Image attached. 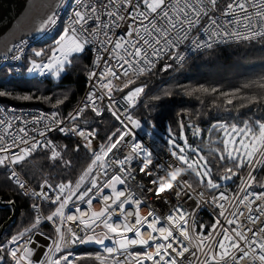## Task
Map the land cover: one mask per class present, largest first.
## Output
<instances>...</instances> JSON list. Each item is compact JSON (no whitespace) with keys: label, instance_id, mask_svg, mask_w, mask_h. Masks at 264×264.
<instances>
[{"label":"snow or ice","instance_id":"snow-or-ice-1","mask_svg":"<svg viewBox=\"0 0 264 264\" xmlns=\"http://www.w3.org/2000/svg\"><path fill=\"white\" fill-rule=\"evenodd\" d=\"M219 2L220 0H95V2L83 3L82 0L81 6L84 10L75 11L74 18L71 19L69 26L65 28L59 40L56 41V47L51 50L47 62L31 59V67L28 68V71L30 73L39 71L43 74L44 71L47 70L53 76L60 77L61 74L72 65L73 61L71 57L73 54L83 53L85 51V45L91 43L88 37H97L101 33L104 36V40L101 43L104 45L105 51L123 49L126 54L118 57V59L123 62L120 64V67L123 69L124 76L129 75V69L137 76L151 71L152 67L155 65L147 58L148 49L152 50L151 55L158 57L163 51L171 50V48L187 40L189 33L194 29L199 28L209 33V40L207 42L199 40L192 41L196 49H211L213 47V43L211 42L213 37L217 38V42L222 41L225 43H227L229 39H234L236 42H250L264 38V0H229L222 10L218 7ZM109 6H111V10ZM141 8H143V10H141ZM217 13L219 14L217 15ZM104 15L109 18L107 22L101 18ZM228 17H231V19H228ZM90 20L93 21L95 26L89 25ZM127 21H131V23H128V31L126 32V36L129 39L125 40L124 37H121L117 40H112L109 35L112 28L120 27L123 22ZM145 21H147V23H145ZM202 21H206V24H202ZM55 23V13H53L42 22L40 30H44L49 24L54 25ZM228 25H233L234 27L229 29ZM240 28H242L243 31L239 30ZM105 29L108 31H104ZM85 33H87V36H84V39L81 40V36ZM161 41H163V45H161ZM108 44L113 45L111 50L107 48ZM125 45H127V47ZM13 47L18 50L19 54L13 56L12 59L20 60L24 51L23 47L19 44ZM129 48H131V50H129ZM9 51H12V48H10ZM44 55V50L34 51L35 57H42ZM141 57L143 58L144 66H141V60L137 59ZM100 59L101 57L97 55L96 62L98 63ZM180 59L183 60L184 57L181 56ZM124 65L128 67L125 68ZM166 67H171V65H167ZM105 72L116 80L120 79V76L117 75L112 67H107ZM88 75L89 78H91L96 76V73L89 72ZM133 83H135L134 80L128 79L123 83V87L118 88V90L123 91V88H127L129 84ZM111 85V80H109L107 84L102 85L108 89L109 94L112 91ZM145 87L146 85L136 87L128 92L124 100L127 101L129 107L134 106L138 97L144 92ZM258 87L264 89V83H260ZM212 91L215 92L216 89H212ZM6 95H11V93L0 91V96ZM18 98L29 100L33 97L31 95H25ZM66 99L67 95L62 99H57L54 107L63 104ZM99 99H103V97H99ZM155 99H159V97H155ZM247 99L249 103L258 104L264 100V97L252 96ZM88 100L91 102L92 111L95 112L97 116L101 115L102 111L95 105L93 94H89ZM232 102L231 99L227 101L228 104ZM114 103L115 101H112V104ZM86 107H89V105L86 104L80 107L76 110L74 115L70 113L69 118L75 121L82 115ZM109 110H112L111 104L109 105ZM124 111L127 112V109ZM112 114L117 120H120V115H118L115 110H112ZM122 114L123 113H121V115ZM57 115L58 114L55 112L52 113V122L58 126L62 124L63 121L56 119ZM127 121L128 124H125L123 120H120V123L123 125V130L117 129L116 132L108 137L109 143L107 146H100V152L94 153L95 158L75 185L76 190L80 189L85 180L89 176H92L91 187H87L77 196L79 200H84L85 197H88L86 203L89 206H91L92 200L95 199L96 196L102 195L105 188L111 189V204L107 203L109 196H103L105 207L99 212H93V219L91 221V224H95L96 221H99L103 224V227L107 229V233L104 234L103 238L88 234L87 232L81 237L69 227L67 229L68 236H66L65 233L61 231V226L57 225L55 231L58 233L59 238L57 241H54L55 246L54 248H50L49 252L53 254L60 253L62 249L69 244L74 245L77 243H96L103 246L105 239H113V236L108 235V233H111L114 234V236H119L120 239L114 240V243L118 246L117 248L104 247V251L109 256H112V254L118 250L127 251V249L133 245L151 246V242L155 245L154 251L135 254L128 253V256L133 257L134 264H144V261H152L153 264H181V260L185 257V253L196 256V252H191V248L183 244L178 237L174 235V232L178 230L179 235L183 237L185 241H188L189 244L192 243L193 237L189 233L188 220L186 219L184 211L179 207L175 208L174 212L166 217L170 227H157V225L160 224V217L154 216L153 212H149L148 216L141 217L139 214V205L143 201L134 199L131 194L125 196V191L117 190L116 185L125 184L124 176L131 177L132 179L136 178L131 166L138 162L140 165L139 173L145 177H150L148 183L154 186L148 188L147 191L160 196L165 192L175 190V195L179 197L182 194H187L185 188L189 190L192 189V185L183 180V176L189 169L195 172L201 184L205 183L204 177H209L211 171V169L207 167L208 161L203 156L198 157L199 160L204 161L203 165H198L197 161H190L185 154V148L176 144L173 140L170 141V143L175 150L171 152V156L174 158V161H178L179 163L161 164L159 157L155 156L151 148L144 143H127L125 138L133 136L131 128L141 127L140 121L133 119L131 115L127 116ZM129 124L131 128H129ZM0 125H4L5 128L11 127V124H6L4 120H0ZM228 127L231 128L232 133H235V136H239L241 139L237 141L235 137H233L232 140H225L223 152H220L219 149H215V151L219 153V159L221 161L227 158L235 162L237 169L245 166L249 167L251 169L249 178L254 182L255 176L252 175V172L255 171L254 165H264V120H245L242 126L236 124L230 126L220 125V128L225 129V131H227ZM48 130L50 131L52 129L49 128ZM59 131L65 132L66 129L60 127ZM67 131L75 132L77 135L84 138L87 142V147H90L92 144V140L89 139V137L95 138L94 130L86 132L85 130H78V126H74L71 129H67ZM20 132H24V129H20ZM27 135L28 134L24 132L23 137H15L13 143L16 147H19V145L15 144V140H19L20 143L27 145L26 147L19 148L18 153L7 155L10 151L9 147H0V152L6 153L0 156V165H5L6 162L11 165L22 164L27 158L31 157L38 148L46 147L51 148L49 159L55 161L57 158H61V153L52 145V141L49 140L44 144L40 141H35L33 138V142L29 143V140L25 139ZM40 135L45 136V132L41 131ZM245 138H247V142H245ZM3 141L4 136L0 135V144H2ZM185 143L187 142L185 141ZM235 143H239L243 151H241V148L229 150V144ZM119 145H127L129 147L127 155L122 159L113 161L119 167L120 173L123 175L114 174L101 186L97 183L96 176L92 175L93 171L97 167L98 162L99 168H105L104 161L108 157V154L112 153L113 149H117ZM78 148L79 146H77V150ZM234 153L237 154L234 155ZM257 156L260 158L257 159ZM65 163L70 164V161H65ZM224 171L226 175L222 177L223 179H231L232 176L237 175V172L231 167L225 168ZM229 173L231 175H228ZM104 174L107 175V172L105 171ZM7 179L14 180L21 189L25 188V184L18 179L17 173L14 170ZM206 184L208 188L212 189L220 187L219 184L214 183L211 178L207 179ZM45 186L52 188V185L45 180L44 184L41 185L42 191L35 193V195H43L45 198H48L47 193L43 192ZM56 187L59 189L60 194H64L66 191L70 194L65 196L63 200H61L60 195L56 196V199L52 202L56 203L59 201V207L51 215L47 216L46 219L53 221L54 217H60L62 224L64 222V209L72 199V196L76 195V191L73 190L71 182L67 184L60 183ZM261 187H264V185H261ZM93 189H97V191L89 197V193H91ZM53 191H55V189H53ZM198 195L203 197L204 194L201 192ZM252 195L255 196V200H249V196L245 195L242 199H238V205L236 206L237 210L229 213L233 219H227L226 223L229 226L236 224V228L229 229V227H225L220 223V220L217 219L216 223L212 225V231L209 232L207 236H204L203 233L197 235L199 244L195 245V247L197 251H203L204 241L212 238L213 233H216L217 226L220 227V232L216 234L220 235L222 238L213 241L217 245L215 249L209 246V252L206 254L207 258L202 264H264V227H259L256 230H253L252 227H248L247 230L244 231L239 225V217L244 216V212L239 210V205L245 204V201L248 202L247 211L249 215L247 219L251 224L257 225L258 222H262V217H264V205H258L255 209L250 205L255 204L256 200L264 201V192L258 195L253 193ZM121 197L125 198L122 200ZM219 200L226 201L228 197L223 192H221L218 197H212L214 203ZM9 203L13 202L10 201ZM126 204L136 205L134 213L128 214H134L135 223H128L127 215H125L123 228L115 223H110L109 221L112 219V212L110 209H112V206L116 205L123 213L125 212ZM218 206L222 209L220 216H224L227 210L224 209L223 204H219ZM33 208H37V206L33 205ZM76 211L80 212V209L77 208ZM253 211L258 212L259 215H251ZM188 215L191 214L189 213ZM149 217H153L151 222H149ZM68 219L71 220L73 217H68ZM77 219H79L80 224L85 225V228H91V224L88 221L79 217ZM40 222L41 217L36 216L30 227L25 228L16 236H13L9 241L10 245H17V247L0 245V253L7 250L14 264H33V261L30 259L32 254L31 249L27 247L21 248L19 242L24 239L26 233L31 232ZM145 224L150 230L147 238H144V234L141 231ZM203 227L204 226L201 225V228ZM92 231L94 232L95 230L92 229ZM128 232H134L136 238L131 239L125 235V233ZM153 233H159V236L153 235ZM248 233H251V235H248ZM69 236L70 239L68 238ZM157 240L162 242L156 243ZM174 244L179 245V250L173 246ZM71 255L72 253L69 252L55 259L49 256L47 260L40 261L39 264H78V261L83 259H95L99 261L100 264H106L107 260V257L99 253L95 256L89 254L87 257H78L75 260L69 258ZM2 258L3 257L0 256V259ZM197 259H199V257H197ZM113 262L114 264H125L123 261L116 260L115 257H113ZM189 264H192V262L189 261Z\"/></svg>","mask_w":264,"mask_h":264},{"label":"built area","instance_id":"built-area-1","mask_svg":"<svg viewBox=\"0 0 264 264\" xmlns=\"http://www.w3.org/2000/svg\"><path fill=\"white\" fill-rule=\"evenodd\" d=\"M90 2H95V0H83V3ZM228 2L229 0H220L218 7L222 10ZM81 3L82 0H61L60 4L54 12L56 23L54 25L49 24L44 30H42V34L38 32L34 35L24 37L19 41L15 42L14 45L19 44L24 49L22 58L20 60L12 59L13 56L19 54L18 50L13 47L11 52L0 55V68L9 66L15 74L22 75L25 77H38L41 79L48 77L47 70H45L43 74H41L39 71L31 73L28 71V68L31 67L30 62H26L29 50L36 43L44 42L47 39L53 37L56 33L59 32L60 28H63L65 30V28L69 26L71 19L74 18L75 11L84 10L81 6ZM109 7L111 10V6ZM141 10H143V8H141ZM218 14L219 13H217V15ZM101 18L105 22L109 20L106 15L102 16ZM228 19H231V17H228ZM128 23H131V21L123 22L120 27L112 28V30L109 32V35L111 36L112 40H117L121 37H124L125 40L129 39L126 36V32L128 31ZM145 23H147V21H145ZM202 24H206V21H202ZM89 25L95 26L92 20L89 21ZM233 27V25H228L229 29H232ZM239 30L243 31L242 28H240ZM104 31L108 30L105 29ZM84 36H87V33L81 36V40L84 39ZM88 39L91 41V43L85 45V51H87V53L89 54V63L84 71L86 86L80 99L78 100L73 109L64 112L57 107L44 108L41 106L21 105L12 102H3L0 100V110H2L0 111V120H4L6 124H11V127L9 128H5L4 125H0V135L4 136V141L2 144H0V147H9L10 151L7 153V155L18 153L19 148L27 146L20 143L19 140H15V144L19 145V147H16L13 143L15 137H23L24 132L28 134L25 139H28L29 143L33 142V138L35 141H40L41 143H44L50 140L53 135H60L62 137H70L76 139L80 143V145L92 155H94V153H98L102 144L97 138L96 134L95 138L89 137V139L92 140V144L90 147H87V142L84 138L80 137L75 132L67 131V129H71L74 126H78V130H85L86 132L91 131L86 126L78 122L77 119L73 121L69 118L70 113L74 115L77 109L83 107L86 104L89 105V107H86L83 113H85L88 109H92L91 102L88 100V96L90 93L93 94L95 105L99 109H101L102 112L107 111L115 119L118 124V129L123 130V125L120 123V120H123L125 124H128L127 116L131 115L132 111L134 110L137 104L138 99L135 102L134 106L129 107L127 101L124 100V97L128 94L129 91L133 90L136 87H141V85L131 86V84H129L127 88H123V91L118 90V88L123 87V83L126 82L128 79L136 81L141 75L137 76L131 69H129L128 76L123 75V69L120 67V64L123 62L120 61L118 57L120 55L126 54L124 53L123 49H117L115 51H105L104 45L101 43L104 40V36L102 33L97 37L89 36ZM193 40L207 42L209 40V33H206L200 30L199 28L194 29L189 33L187 40H184L183 42L179 43L176 47L171 48V50L163 51L158 57L151 55L152 50L148 49L147 58L151 60L152 63L156 66L163 59V57L171 53L175 62L181 64L185 62L189 57H191L194 53L207 49H196L195 45L192 43ZM211 42L213 43V46L225 44V42L222 41L217 42V38L215 37H213ZM230 42H235V40L229 39L227 43ZM161 45H163V41H161ZM125 46L127 47V45ZM107 48L111 50L113 48V45L108 44ZM129 50H131V48H129ZM97 55L101 57L98 63L96 62ZM181 56L184 57L183 60L180 59ZM47 58L48 56L39 57L36 60L47 62ZM137 59H140L141 66H144L143 58L141 57ZM107 67H112L113 70L116 71L117 75L120 76V79L116 80L111 75L107 74L105 72V69ZM124 67L127 68L128 66L124 65ZM89 72H95L96 76L89 78ZM109 80L112 81V91L110 94L108 92V89L102 86L104 84H107ZM99 97H103V99H99ZM112 101H115V103L112 104ZM110 104L112 105V110H115L117 114L120 115V120H117L116 117L113 116L112 110H109ZM125 109H127V112L124 111ZM53 112L58 114L56 119L63 121L62 124L57 126L52 122ZM121 113L123 114L121 115ZM132 117L133 119L140 121L141 127L131 128V125H128L133 133L132 137L125 138L128 144L132 142L144 143L146 146L151 148L155 156L159 157V161L161 164L166 165L168 163L173 162L179 163L178 161H174V158L171 156V152L175 150L173 149V145H169L165 141H162L157 136L153 135L141 119L135 116ZM60 127L65 128L66 131H59ZM22 128L24 129V132H20V129ZM49 128H51L52 130L49 131ZM41 131L45 132V136L40 135ZM128 152L129 147L127 145H119L117 149H113V152L108 154V157L104 161L105 168H99L98 162V165L94 169L92 175L96 176L97 183L99 185L102 186L112 175L121 174L119 167L113 161L116 159H122L125 155L128 154ZM5 154L6 153L0 152V156ZM185 154L189 158L188 151H185ZM259 158L260 157L257 156V159ZM6 165L8 176H10L11 172L14 170L17 173L18 179L25 184V188L21 189L14 180H11V182L17 187V189L22 195L31 199L30 211L34 215V218L36 216H40V223H47L52 228V235L49 236L45 233H42L44 236L49 237L50 239L49 243L46 246H44L43 241L37 242V246L34 248L33 253L35 254V251H37V249H39L40 247H44V250L39 259L35 258L34 254L30 256V259L33 261V264H39L40 261L47 260L49 256H52V258L55 259L69 252L72 253L69 258L75 260L79 255V250L87 245L79 243L74 245L69 244L67 247H64L60 253H50L49 249L54 248V241H57L59 238L58 233L55 231L57 225L61 226V231L64 232L66 236H68L67 229L69 227L72 228L81 237L84 236L85 232H87L88 234L96 235L101 238H103L104 234L107 233V229L103 227V224H101L99 221H96L95 224H91V221L93 219L92 213L99 212L103 207H105V203L103 202V196H109V200L107 201V203L111 204V189L105 188L102 195L96 196V198L92 200L91 206L86 203L88 197H85L84 200L77 199V196L80 192L84 191L87 187H91L92 176H89L85 180L81 188L78 190L75 189L76 182L70 179L61 180L56 183L48 182L52 185V188H48L47 186L43 188V192L47 193L48 197L45 198L43 195H35V193H39L42 191L41 185L44 184V182L39 186H35L22 174V172L18 168V165H11L7 162ZM139 166L140 165L138 162L134 163L131 166L134 171V174L136 175L135 179L124 176L125 184H118L116 185V188L117 190L125 191V196L131 194L133 195L134 199L143 201L139 205V214L141 217L148 216L149 212H153L154 216L160 217V224H158L157 227H170L166 220V217L172 214L175 208L179 207L184 211V213L186 214V219L188 220L189 233L193 237L192 243L189 244L188 241H185L183 237L179 235L178 230L174 232V235L178 237V239L183 244L188 245L191 248V252H196V256H192L190 253H185V257L181 260V264H189V261H191L192 264H202V262L207 258L206 254L209 252V246L212 249H215L217 245L213 241L219 240L221 238L220 235L216 234L220 232V227L217 226L216 233H213V237L204 241L203 251H197V248L195 247V245L199 244V239H197V235L199 233H203L204 236H207L209 232L212 231V226L209 230L204 231L207 227V223L204 221L199 223L198 221L199 214L203 209H206L208 213L212 216L213 224L216 223L217 219H219L220 223L225 227H229V229L236 228V224L229 226L227 225L226 221L227 219H233V217L230 216L229 213L237 210L236 206L238 205V199H242L243 196L248 195L249 200H255V196L252 195L253 193L258 195L264 192V188L258 190L254 189L255 181L253 182L249 178V172L251 171V169L248 167L246 172L235 185H224L215 191L206 188L202 184L198 186L192 185L191 190L185 188V192L187 194H182L179 197L175 195V190L165 192L160 196H157L153 192L147 191L148 188L154 187L153 185L148 183L149 187L147 188L145 184L141 182V179L145 176L139 173ZM261 166L262 165H254L255 171L252 172V175L255 176V179L261 169ZM105 171L107 172V175L104 174ZM147 178L149 181L150 177ZM183 180L189 182L188 171L183 176ZM69 182H71L73 190L76 191V195L72 196V199L68 202L67 206L64 209V222L61 224L60 217H54L53 221L47 220L46 217L51 215L59 207V201L56 203L52 202L56 199V196L60 195L61 200H63L65 196L70 194L68 191H66L64 194H60L59 189L56 186L60 183L67 184ZM53 189H55V191H53ZM96 191L97 189H93V191L89 193V197L92 196ZM201 192L204 194L203 197L198 195ZM221 192H223L228 197V200H219L214 203L212 201V197H218ZM124 198L125 197H121L122 200ZM219 204H223L224 209L227 210L225 211L224 216H220V212L222 211V209L218 206ZM33 205H36L37 208H33ZM258 205H264V201L256 200L255 204H252L250 206L255 209ZM247 206V201H245V204L239 205V210L244 212V216L239 217V225L242 227V229L246 231L248 227H252L253 230H256L259 227H264V217H262V222H258L257 225L251 224V222L247 219L249 215L247 211ZM49 207L52 208V211L47 212L50 209ZM135 207V204H126L125 212L122 213L116 205H113L112 209H110V211L112 212V219L109 222L115 223L121 228H123V225L125 223V215H127V222L130 224H134V214H128L134 213ZM77 208L80 209V212L76 211ZM189 213L191 215H188ZM251 215H259V213L253 211ZM68 217H73V219L70 220L68 219ZM78 217L88 221L91 224V228H85V225L80 224L79 219H77ZM152 219L153 217H149V222H151ZM201 225H203L204 227L201 228ZM92 229H94L95 231L93 232ZM141 231L144 234V238H147L150 230L147 228L146 224L141 229ZM35 235L36 232L32 231L26 233L24 239L19 242V246L21 248H29L32 244ZM108 235L113 236V239H105L103 246L96 243H92L95 249L100 252L102 256H105L107 257V259L110 260V262L107 264H114L113 257H115L116 260L125 262V264H134L133 257L128 256V253L135 254L155 250V245L150 242L151 246L133 245L130 246L127 251L118 250L114 252L112 256H109L104 251V247L117 248L118 246L114 243V240H118L120 239V237L114 236V234L111 233H108ZM125 235H127L131 239L136 238L134 232H128L125 233ZM153 235L159 236V233H153ZM248 235H251V233H248ZM68 238L70 239V236ZM160 242L162 241H156V243ZM173 246L179 250L178 244H174ZM11 247H17V245H11ZM197 257H199V259H197ZM144 264H153V262L144 261Z\"/></svg>","mask_w":264,"mask_h":264},{"label":"trees","instance_id":"trees-1","mask_svg":"<svg viewBox=\"0 0 264 264\" xmlns=\"http://www.w3.org/2000/svg\"><path fill=\"white\" fill-rule=\"evenodd\" d=\"M46 54H49L48 50ZM71 58H74V61L60 82L55 83L47 77L43 78L48 80L49 87L45 91H33L32 99L12 101L6 95L0 96V100L50 108L56 105L57 98L53 93H49L48 89L60 85L64 89H69V95L63 104L56 107L64 112L73 109L86 86L84 71L89 63V54L84 51ZM167 65L171 67H166ZM3 69L4 67L0 68V91L12 93L10 87L22 85L17 79L23 76L8 77ZM260 83H264V38L250 42L235 41L216 45L211 49L194 53L181 64L176 63L169 53L151 71L141 75L131 84V86L146 85L131 115L141 119L151 133L162 141H165L161 136L162 132H166L168 128H171L176 135H180L184 129L190 146L200 149L206 155L211 176L215 181L226 175L225 168L231 167L237 172V175L232 176L231 182L221 184L220 187L235 185L248 167L237 169L235 162L227 158L223 161L219 159V153L215 149L222 152L224 150L220 125L242 126L245 120H264V100L253 104L247 99L252 96L264 97V89L258 87ZM212 89L216 91L213 92ZM14 93L20 96V92ZM229 99L233 101L231 104L227 103ZM77 121L91 131L94 130L101 144L105 146L109 143L108 137L118 129L117 122L107 111L97 116L92 109H88L77 118ZM177 140L180 141V138ZM50 141L61 153V158L53 161L49 159L50 147L38 148L24 163L18 164V168L35 186L41 185L45 180L51 183L67 179L77 182L90 165L92 154L74 138L53 135ZM77 146H79L78 150ZM189 157H194L193 151H189ZM65 161H70V164H66ZM188 173L191 185H201L193 170L189 169ZM7 177L5 163L0 165V197L5 202L15 201L18 214L14 222L5 229L0 245L11 247L9 241L12 237L30 227L35 218L30 211L31 199L22 195ZM206 182L207 180L202 185L208 188ZM261 185H264V165L257 174L254 189L264 188ZM208 189L215 191L218 188ZM49 208L47 212L52 211V208ZM11 213V206H0V225ZM198 221L207 223L204 231L209 230L213 224V218L206 209L200 212ZM31 231L52 235V228L47 223H40ZM4 253L6 256L4 264H14L7 250ZM97 253L102 255L92 243H87L79 250L78 257H87L89 254L95 256ZM109 262L110 260L107 259L106 264ZM78 264H100V262L95 259H83L79 260Z\"/></svg>","mask_w":264,"mask_h":264},{"label":"water","instance_id":"water-1","mask_svg":"<svg viewBox=\"0 0 264 264\" xmlns=\"http://www.w3.org/2000/svg\"><path fill=\"white\" fill-rule=\"evenodd\" d=\"M60 2L61 0H0V55L11 52L9 49L13 48L14 43L20 39L41 31L40 25L55 12ZM12 202H5L0 197V206L12 207L11 215L0 225V239L18 214L17 205L15 201ZM49 240V237L37 232L29 247L31 255L34 254L38 241H43L46 246ZM43 250L44 247L37 249L35 258L39 259ZM0 256L3 257L0 259V264H4L5 253H0Z\"/></svg>","mask_w":264,"mask_h":264},{"label":"rangeland","instance_id":"rangeland-1","mask_svg":"<svg viewBox=\"0 0 264 264\" xmlns=\"http://www.w3.org/2000/svg\"><path fill=\"white\" fill-rule=\"evenodd\" d=\"M63 32H64V29L60 28L59 32L55 34L56 36L55 35H54L55 37L53 36V39H51L52 37L49 38V39H51L49 42H47L49 40V39H47L44 42L36 43L35 45H33L30 48V50H29V54L27 56L26 62L29 63L31 59H38L39 58V57H35L34 56V51H36V50H44L45 55L42 56V57L49 56L51 54V50L56 47V41L59 40V38L63 34ZM39 33L42 34L43 31L41 30V31H39ZM47 50L49 51V54H46ZM79 54H82V53H79ZM75 55L76 54H73V56H75ZM71 59H72V61H74V58H71ZM3 71L6 72V75L8 77L9 76H18L17 74H15L12 71V69L9 66L4 67ZM66 72H67V70L64 73H62L60 77H55L51 73L48 72V77L47 78H48V80H51V81H53L55 83H59L60 80L62 79L63 75ZM23 77H19L17 79L19 81V83L22 84V85H19L18 87H15V88L14 87H10V90H11L12 93H11V95H7V96L12 101L24 100V99H20L18 97H22V96H25V95H31L32 96V92L33 91H45L49 87L48 80H43V79L38 78V77H31V78H26V77L23 78ZM8 86H9V84H7L6 87H8ZM15 91L20 92V96H17L14 93ZM23 91H27V92H23ZM48 92L49 93H53V96H55L57 99H62L65 95H67V96L69 95V89H64L60 85L57 86V87H55V86L54 87H50L48 89ZM222 134H223V138H224L223 147H224V141L225 140H232L233 137H235V139L237 141L239 139H241V137L235 136V133L231 132V128L230 127H228L227 131H225V129H222ZM185 135H186V132H185L184 129H183V131H182V133L180 135H176V134H174V132L172 131L171 128H168V130L166 132L165 131L162 132L161 136L166 141V143L169 144V145H172L170 143V141L174 140L176 144H179L181 147H184L185 151H188V153H189V151H193L194 157H192V158L189 157V160L191 159V161H197L198 165H203L204 161L203 160H199L198 157L199 156H203V157H205L207 159L206 155L200 149L190 146L189 142L187 141V137ZM177 138H180V141H178ZM185 141L187 143H185ZM245 142H247V138H245ZM102 145H104V144L102 143ZM228 147H229V150H232L233 148H241V151H243V149H242V147H241V145L239 143L229 144ZM220 152H222V151H220ZM236 154L237 153H234V155H236ZM225 155H226V153H225ZM91 156L93 157V159L95 158L94 155H91ZM207 161H208V159H207ZM207 167L210 168L209 163L207 164ZM194 174H195V172H194ZM223 176H225V174ZM195 177H196V175H195ZM209 178H211L214 183L219 184V186L221 184H227V183L232 181V178L231 179H223L222 178L220 180H216L215 181L212 178L211 173L209 174V177H204V180H207ZM201 232H202V230H201Z\"/></svg>","mask_w":264,"mask_h":264},{"label":"bare ground","instance_id":"bare-ground-1","mask_svg":"<svg viewBox=\"0 0 264 264\" xmlns=\"http://www.w3.org/2000/svg\"><path fill=\"white\" fill-rule=\"evenodd\" d=\"M141 182L145 184V186L148 188L149 187V184H148V178L147 177H143L141 179Z\"/></svg>","mask_w":264,"mask_h":264}]
</instances>
